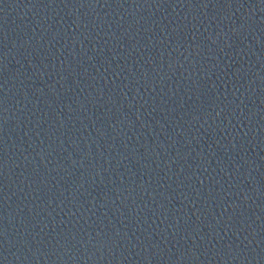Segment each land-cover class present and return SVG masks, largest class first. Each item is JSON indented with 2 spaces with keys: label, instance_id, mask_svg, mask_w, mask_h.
Wrapping results in <instances>:
<instances>
[{
  "label": "water",
  "instance_id": "obj_1",
  "mask_svg": "<svg viewBox=\"0 0 264 264\" xmlns=\"http://www.w3.org/2000/svg\"><path fill=\"white\" fill-rule=\"evenodd\" d=\"M0 264H264V0H0Z\"/></svg>",
  "mask_w": 264,
  "mask_h": 264
}]
</instances>
